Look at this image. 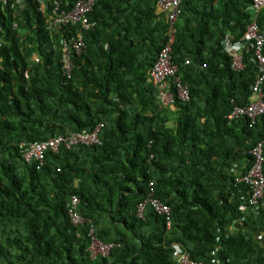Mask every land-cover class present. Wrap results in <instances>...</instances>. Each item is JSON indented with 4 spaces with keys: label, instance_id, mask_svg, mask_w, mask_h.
Here are the masks:
<instances>
[{
    "label": "trees",
    "instance_id": "1",
    "mask_svg": "<svg viewBox=\"0 0 264 264\" xmlns=\"http://www.w3.org/2000/svg\"><path fill=\"white\" fill-rule=\"evenodd\" d=\"M20 1L0 0V264H176L180 252L264 264V205L250 206L237 182L264 118L227 120L232 100L250 103L260 70L252 48L240 71L224 51L255 18L253 0H184L174 25L159 0H98L84 33L51 27L44 0ZM58 1L70 10L78 0ZM256 22L264 37V8ZM171 31L191 95L163 106L152 74ZM81 33L86 50L68 71L62 40ZM99 126L100 144L47 152L40 169L21 154L23 143ZM151 196L170 208V227L150 205L139 216ZM90 227L115 245L108 257H91Z\"/></svg>",
    "mask_w": 264,
    "mask_h": 264
},
{
    "label": "built area",
    "instance_id": "2",
    "mask_svg": "<svg viewBox=\"0 0 264 264\" xmlns=\"http://www.w3.org/2000/svg\"><path fill=\"white\" fill-rule=\"evenodd\" d=\"M182 0H161L162 9L169 12V19L171 22H175L180 15V4ZM91 6L86 8H77L74 13L76 15H82L87 12ZM264 8V0H253L251 7L252 13L255 18L251 24L247 27L246 34L238 42L232 43L229 40L224 44V51L233 59L234 67L237 70L244 68L243 58L241 51L250 46L254 51L255 61L260 70V75L253 85V96L250 104L245 107H236L234 112L229 116V119L247 117L253 123L259 118H264V37L259 34L258 25L256 22V16L258 12ZM72 47L80 52L83 44L82 42H75ZM65 48L68 49L69 45L65 44ZM175 75V67L171 61L170 46L166 47L160 54V58L153 70V79L159 90V100L164 106L172 104L175 97L183 101L189 100L188 90L181 85L180 82H176V95L170 91L171 77ZM102 126L95 129L90 134H71L65 136H55L47 141L22 144L21 154L27 163L34 162L37 164L38 169L44 165L46 153L53 152L58 153L62 147L70 149L72 146L85 145L92 146L100 144L99 133ZM264 141L260 142L251 152L253 157V164L248 174L241 179L250 187V199L249 205L258 208L264 205ZM81 201L76 196L72 198L69 205V217L75 227H79L85 224V221L79 213ZM147 205H150L155 213L158 215H164L167 220V225L171 224V210L168 206L163 204L158 199H154L153 196L149 197L144 203L139 206V216L143 217ZM243 221V220H242ZM241 221V222H242ZM89 237L91 238V246L89 252L93 259L99 256L108 257L114 244H105L99 241L95 235L94 227H90ZM262 239V237H261ZM176 264H204L192 259L191 255L185 252H180L175 257Z\"/></svg>",
    "mask_w": 264,
    "mask_h": 264
},
{
    "label": "clouds",
    "instance_id": "3",
    "mask_svg": "<svg viewBox=\"0 0 264 264\" xmlns=\"http://www.w3.org/2000/svg\"><path fill=\"white\" fill-rule=\"evenodd\" d=\"M98 0H78L75 4H74V7H72L70 10H64V9H62V5H61V3L58 1V0H44L43 1V6H44V10L45 11H49L50 10V12H51V21H50V26L51 27H55V28H59V27H61V26H69V25H80L81 27H82V31H80V32H82V33H84V32H86V31H90L91 29H92V27H93V25L91 24V22H89V18H88V16H89V14L93 11V9H94V6H95V4H96V2H97ZM183 1L184 0H182V2H181V4H180V11H181V6H182V3H183ZM18 4H23V1H20V0H18ZM86 6H91V8L87 11V12H85V13H83L82 15H76L75 13H74V11L77 9V8H86ZM158 6H159V8L160 9H162V7H161V0H159L158 1ZM166 14H167V17H168V20L170 21V19H169V12L168 11H166V10H164V9H162ZM180 15H181V12H180ZM179 15V16H180ZM179 18V17H178ZM178 18H177V20H178ZM177 20L175 21V22H171L170 21V23L171 24H175L176 22H177ZM80 34L78 37H76V38H70V39H63L62 40V47H63V54H64V65H65V69L66 70H70L71 69V67H72V55H73V53H75V54H78V55H80V54H82L85 50H86V45H85V42H84V38H83V34ZM246 34V33H245ZM242 39V38H241ZM240 39V40H241ZM227 40H229L230 42H232L231 41V39L230 38H227ZM227 40L225 41V42H227ZM240 40H238V41H240ZM238 41H236V42H238ZM75 42H82V44H83V47H82V49H81V51L80 52H77L73 47H72V44L73 43H75ZM174 43H175V32L174 31H171V36H169V38L167 39V41L165 42V44L163 45V47L161 48V50H160V53H159V58H160V54L162 53V51L166 48V47H168V46H170V55H171V61H172V64L174 65V67H175V75L173 76V77H171V81H172V84H170V91L173 93V94H175L176 95V87L175 86H177L176 85V82L178 81V82H180L181 83V85L183 86V87H185L187 90H188V92H189V100H190V95H191V92H190V89H189V87L187 86V84H185L183 81H182V78L178 75V71H179V68H178V66L174 63V61H173V58H172V54H173V45H174ZM232 43H235V42H232ZM65 44H68L69 45V48L68 49H66L65 48ZM225 44V43H224ZM246 48H251L250 46H248V47H246ZM245 48V49H246ZM244 49V50H245ZM243 50V51H244ZM243 51H241V54H243ZM159 58H158V60H159ZM186 64H189V61H187L186 62ZM236 69V68H235ZM237 70V69H236ZM242 70V69H241ZM238 71V70H237ZM240 71V70H239ZM253 88V87H252ZM252 96H253V93H252V95H251V98H252ZM177 99H178V97H176ZM251 98H250V102H251ZM188 100V101H189ZM187 101V102H188ZM174 103V102H173ZM172 103V104H173ZM162 104V103H161ZM172 104H170V105H168V106H171ZM250 104V103H249ZM163 105V104H162ZM164 106V105H163ZM246 105H239V104H237V102L235 101V100H232L231 101V107H232V112H231V114L234 112V110H235V108L236 107H245ZM231 114H229L228 116H227V120L229 121V122H232L233 120H236V119H241V118H233L232 120H230L229 119V116L231 115ZM242 118H247V117H242ZM259 118H261V117H259ZM262 141H264V140H262ZM261 141V142H262ZM260 143V142H259ZM258 143V144H259ZM23 144H29V143H23ZM257 144V145H258ZM256 145V146H257ZM255 146V147H256ZM254 147V148H255ZM253 148V149H254ZM252 149V150H253ZM252 150L249 152L250 153V156H251V158H252V164H253V162H254V160H253V157H252V155H251V152H252ZM263 154H264V151H263ZM252 164H251V166L249 167V169L247 170V172L245 173V174H243V176L241 175V176H239V178L237 179V182L238 183H244L246 186H248L245 182H242L241 181V179L243 178V177H245L247 174H248V172L250 171V169H251V167H252ZM263 166H264V164H263ZM263 174H264V172H263ZM249 187V186H248ZM250 188V187H249ZM250 199V196H249V198H248V200ZM147 206H149V205H147ZM147 208V207H146ZM145 211H146V209H145ZM145 213V212H144ZM144 216V215H143ZM141 218H143V217H141ZM243 221H244V219H242ZM235 226H233V228H234ZM232 228H230V230H231ZM232 233V232H231Z\"/></svg>",
    "mask_w": 264,
    "mask_h": 264
},
{
    "label": "crops",
    "instance_id": "4",
    "mask_svg": "<svg viewBox=\"0 0 264 264\" xmlns=\"http://www.w3.org/2000/svg\"><path fill=\"white\" fill-rule=\"evenodd\" d=\"M228 231H230V232H236L237 231V227L235 226L234 228L232 227V229L230 230H228Z\"/></svg>",
    "mask_w": 264,
    "mask_h": 264
}]
</instances>
